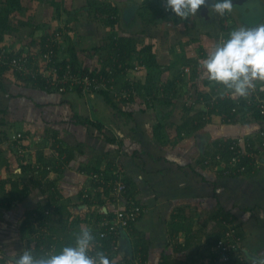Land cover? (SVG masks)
Returning <instances> with one entry per match:
<instances>
[{
    "label": "crops",
    "instance_id": "crops-1",
    "mask_svg": "<svg viewBox=\"0 0 264 264\" xmlns=\"http://www.w3.org/2000/svg\"><path fill=\"white\" fill-rule=\"evenodd\" d=\"M129 3L124 6H129L132 12L131 27L121 22L123 35L116 34L134 38L139 48L152 46L161 66L159 82H174L176 94L171 95L170 106H164L159 102L146 104L134 89L130 100H117L109 93L107 100L101 94L89 97L75 92L59 94L33 88L15 78L13 88L0 89L4 93L2 99L10 100L2 105L6 116L0 121V185L5 183L0 186V264H6L11 250L28 249L29 242L40 235L42 241L50 234L55 241L61 240L59 221L79 220L75 231L87 227L95 232L101 222L95 216L97 212L109 214L125 207L124 197L122 202L107 199L101 206L97 202V206L84 202V195L91 197L95 187L103 189L89 172H84L96 167L107 174L112 172L113 178L106 185L108 197L113 183L120 179L129 201L142 210L127 230L120 231L115 261L132 258V241H139L145 247L144 264H159L164 258L167 264H207L220 235V215L229 216L238 227L242 253L248 262L255 263L264 257V153L258 165L240 177H221L200 163L215 140L238 135L253 137L257 126L252 122L226 125L218 117H212L198 130L193 129L196 124L193 121L185 125L180 135L177 132V127L203 110L196 106L186 114L182 104L196 93L211 91L210 85L205 84L208 80L200 61L217 43L222 19L223 26L228 28L245 27L239 16L253 12L248 7L252 3L264 21V0L244 3L247 6L243 12L233 9L222 18L208 14L212 0H207L196 16L180 20L166 14L151 26L140 24L139 7L133 0ZM27 9L32 16L30 2ZM37 29H31L33 35ZM81 36L71 38L72 42L76 44ZM37 39L34 40H40ZM2 41L7 42L5 37ZM61 52L59 55L66 57ZM84 59L83 66L88 69L100 67L96 56ZM94 63L98 64L94 67ZM142 73L134 78V85L142 86L146 71ZM115 82L124 87L125 77ZM119 87L116 86V92L121 91ZM11 114L16 116L14 124L7 118ZM158 123L164 124L160 138L154 135ZM17 133L28 137V141H22L25 152L21 154L17 152V143L11 141ZM54 134L56 137L50 140ZM55 141L65 149L63 154L57 145L53 147ZM33 163L39 166L35 171ZM45 164L51 167L50 171ZM52 167H59V172ZM45 205L52 207L50 225L58 229L57 233H52L48 226L37 227V223L24 224L30 211ZM57 207H62L60 212L55 210ZM52 248L50 245L47 252Z\"/></svg>",
    "mask_w": 264,
    "mask_h": 264
},
{
    "label": "trees",
    "instance_id": "trees-1",
    "mask_svg": "<svg viewBox=\"0 0 264 264\" xmlns=\"http://www.w3.org/2000/svg\"><path fill=\"white\" fill-rule=\"evenodd\" d=\"M160 1V0H159ZM144 5L142 8V13H138L137 15L142 19V23L144 26L147 25H155L156 24V20H158L159 18L164 17L166 14H170L172 17H174V15L170 12V11H165V8L161 7H157V3L155 0V3H152V0H145L144 1ZM21 2V0H5L4 5L0 4V38L1 37H5L6 34H12L15 31V28L11 27L10 25V13L12 9H21V7H26L24 4ZM60 3L51 2V5L56 9V13L59 14L60 10ZM140 8H138V10H140ZM83 11L86 12V14L88 15V17L93 16L94 19L96 20H102L104 18L108 19V23L107 25H109V27H111V34L108 37L107 42H104L103 45L100 46H92L91 49H85V50H81V54H84L85 56H87L88 58L96 56L100 62V67L98 68L99 71L105 75V76H109L112 77L116 80L118 79H123L125 77V87L129 88V84L126 78V73L127 70H129L130 68L134 67V63H137L138 65H141L142 68L145 69L146 71V76H145V81L144 83L141 85L139 84H135L133 89L136 91L138 96L143 97V99L145 100L146 104H149V102H159L161 105L164 106H170L171 102H172V97L171 95L176 94L175 88H174V82H170L167 84H160V75H161V66L157 63L156 61V57L154 56V53L152 52V46L150 45H146L143 46L141 48L138 47L137 45V41L134 38H130V37H118V35L116 34V32L114 31L115 26L117 25L118 19L116 18L119 8L117 6H111L110 5H106L105 3H95V2H89L88 1V6L86 9H82ZM78 14L83 15L80 13V11H76ZM76 12L73 11H66V14L68 17H71L74 21L77 22V20H79V16ZM227 15V14H226ZM70 18V19H71ZM71 19V20H72ZM222 21H224V19H222ZM222 23V27L221 29L224 30L223 27V22ZM31 26L30 22H28L27 27ZM157 26V25H156ZM34 28H39L38 25H35ZM69 26L66 25V29L64 30V28H58V29H53L50 31L51 35L54 34V32H56L57 30H62L64 32H62L61 37H60V43L59 45L56 47V52L59 55L60 52L61 53H66L65 50L67 51L68 57H63L61 55V61L62 64L65 65L66 63H69L72 65V67L74 68V71L80 70L83 72H86L88 70L87 67L83 66L84 62H81V60L79 59L76 51H75V46L76 44L74 42H72L70 44V40L69 38H67L66 40V48H65V42L64 40L66 39L65 36L67 34H69ZM225 31H228V28H225ZM50 33H43L40 36V40L36 42V40L33 39H28L27 40V46H32L35 45L36 47H38V49H34V48H30L31 50H39V52H43L44 50V44L46 43L48 37L50 36ZM228 33V32H227ZM11 48V46H10ZM65 48V50H64ZM31 67V66H29ZM0 72H7L5 67H0ZM108 74V75H107ZM14 78L16 79V81L20 80L23 84H27V85H31L33 88H38L44 91H49L50 90L46 89L43 81H41L40 79H30V78H22L21 76H18L16 74L13 75ZM178 79L180 80V74L178 76ZM116 83V82H115ZM210 85V89L211 92L214 90L216 85L210 84L209 81L205 82V84ZM117 86H121L119 84V82L116 83ZM119 87V88H121ZM1 89L2 91H5V89L3 88V85H1ZM75 93L81 94L80 91H74ZM98 94L103 95V97L107 100L108 99V93L104 92H100ZM196 96H202L204 99H208L209 98V94L205 91H201L199 93H196ZM82 95V94H81ZM130 97V96H129ZM132 98V96L130 98L124 99V100H130ZM245 104L243 102H240V104H237L234 102L233 99L228 98L225 99L223 101L218 102V104L212 108L211 110L208 111V114L210 116H217V117H222L223 121H227L230 120V125H235L237 123H248L251 122V120H257L259 119L261 116L256 113V111L251 112L250 111H245L244 110ZM193 108L190 107H184L183 111H185L186 114H189L188 112L190 110H192ZM235 110V112L231 113L232 110ZM203 114V111L197 112L195 113L189 120L188 122L182 124V126L180 125L178 128V135H180L179 133L181 131H183L185 129V125L188 123H191L193 121H196V124L193 125V129L198 130L201 127H203L204 125H206L210 120L208 121H203L201 119V116ZM226 124V123H225ZM227 125V124H226ZM96 128L101 129L102 127L96 126ZM164 129V124L162 123H158L157 126L154 127V135L157 138H160L161 134L163 133ZM177 130V129H176ZM56 136L55 134L52 135L49 139H54ZM1 140V139H0ZM230 141V138H226L224 140H215L214 143L211 145L210 149H208L204 155L202 156V159L200 161L201 165L203 166V168H207L209 169L210 166H207L204 162L206 160H208L210 162V164L212 166H217V163L214 161V157L216 154H219L221 152V155H223V158H226L228 156L227 151L225 150V153L222 151V148L220 146L222 145H226L228 142ZM109 142H113L112 140H109ZM222 144V145H220ZM57 145L58 146V150L60 151L61 154L64 153L65 149H63L62 145H60L59 141H55L53 144V147ZM52 146V145H51ZM38 160H40L38 158ZM111 165V163H110ZM46 166V164H45ZM110 167V166H109ZM55 172H59V167L57 169H55L54 167H52ZM30 170V168H29ZM108 170V169H107ZM250 171V169H249ZM84 172H89L88 174H104L103 178L105 179V182H109V180H111V178H113L112 176V172L109 171L110 173H106L104 171V169H99V168H93L91 169V171L87 170ZM219 176L221 177H226L223 176L220 172H216ZM229 177H233V176H227V178ZM5 186V183L1 184L0 186ZM3 186V187H4ZM3 187H1V189H3ZM96 191H94L92 193V196L89 198H92V200H96V202L101 206V205H105V202H107V199H111V197H108V193H109V189L108 187H106V185L103 186V189L99 191L98 187ZM50 189V187H49ZM12 193L14 192V189L12 188ZM12 193L9 194V197L12 198ZM25 193L23 192V195ZM124 200L125 201H129L130 198L127 195V192L123 195ZM10 201V199L8 200ZM84 202L88 205H92V201L91 199L89 200L88 198L84 199ZM10 204V203H8ZM136 205V204H135ZM141 206V205H140ZM62 207H57L55 208V210L59 211ZM125 208L127 209V204L125 205ZM46 212H48V214H46ZM60 212V211H59ZM54 213V212H53ZM52 207L51 205H45V206H38L34 211H30L26 220L24 221V224L26 222L29 221L30 225L33 226V223H37V227H47L50 231H52V233L54 232H58V229L56 230V228L54 229L50 223L53 221L52 220ZM95 214V212L93 211L92 215ZM111 213L109 214H103V213H96V217L97 220L99 219V221L103 218H110L111 217ZM221 219L224 220V222L226 224L229 225H235L233 220L231 218H229V216L227 215H220ZM32 222V223H31ZM77 222V223H76ZM97 222V221H96ZM66 223V224H65ZM80 224V221H59L58 222V226L61 227L60 232H62L63 238L61 240H57L55 241L52 238V234L47 235L45 237V240L42 241V239H40L39 237H42V235L38 236V238L32 240L29 242L28 244V249L31 250L33 252V254L35 256H40L43 255L44 253L47 252V250H49L50 245H52V250H55L56 252H59V250L65 246V245H70L74 242V234L78 233V231H75L76 226ZM219 232L220 235L218 236V238L216 239V241L214 242V245L216 244V242L218 240L221 239V235H223V233H225L228 229L226 225H223V222H219ZM99 226V224H97V227ZM236 226V225H235ZM69 228H71V230H69ZM60 229V228H59ZM236 229H238V227L236 226ZM31 231V230H30ZM103 231V229L101 227H98L96 229L95 232L92 231V234L95 237V247L92 250V254H94L95 251H103V252H107V256L115 261V254L111 252V246H110V241L111 239L109 237L106 238H100L99 234ZM237 237H240V231H238L236 233ZM100 242L101 247H99L97 244ZM132 258H125L123 260L119 261H115V264H134V259L137 258V256H140V258L144 261V257L145 254L143 253V250L145 251V247L142 245L140 246V244L136 241H132ZM162 262H160L159 264H167L166 263V258H164L161 260ZM236 261H238V259L236 258ZM239 262V261H238Z\"/></svg>",
    "mask_w": 264,
    "mask_h": 264
},
{
    "label": "built area",
    "instance_id": "built-area-1",
    "mask_svg": "<svg viewBox=\"0 0 264 264\" xmlns=\"http://www.w3.org/2000/svg\"><path fill=\"white\" fill-rule=\"evenodd\" d=\"M62 32L64 31L57 30L53 35L50 33V36L44 44L43 52H39V50H31L29 47H15L12 49L9 44L5 43L3 45L1 43L0 67H5L7 72L12 75L16 74L22 78L28 77L34 80L38 78L43 81L46 89L59 94L80 91L82 95L89 97L105 91L106 93L113 94L117 100L129 98L133 91L134 78L136 76H141L142 72L145 70L141 65L135 64L134 67L127 70L126 78L129 88L124 86L121 87L120 92H116L117 85L115 79L103 75L99 69H88L86 72L80 70L74 71L71 64H62L60 56L55 51L60 43ZM223 33L224 34H221L220 37H218V42L222 37L224 39L228 38L225 34L226 31ZM188 70L189 67L185 68L186 72ZM223 92L224 89L219 85H216L212 92H208V99H204L202 96H196V94H194L183 103V106L193 109H195L196 106L201 107L203 109L201 119L203 121H208L212 117H217L210 116L208 111L214 108L218 102L231 97V99L237 104L243 102L245 104L244 110L246 112L250 110L251 112L256 111V113L261 116L257 120H251V122L257 126L255 136L245 137L243 135H238L231 137L226 145L220 144L222 145L220 146L222 151L225 153L226 150L228 153L226 158H223L224 156L221 155L220 152L214 157L217 166H212L208 160L204 162L207 166H210V170L220 172L223 176L240 177L245 175L249 169L258 165L259 157L264 153V84L257 82L255 89L250 91V95L247 98L235 97L230 93L222 95L221 93ZM233 112H235L234 109L231 113ZM218 119L219 121L221 120L223 124L226 123L227 125H230V120L225 122L222 120V117H218ZM23 140L28 141V137L20 133L11 137V141L17 143V152L20 154L25 152L23 149ZM54 153L56 152L54 151ZM35 168H39V166L33 163L32 169H34V171ZM45 169L50 171L51 167L46 166ZM89 176L97 185L104 186L108 183L105 182V179L103 178L104 174L92 173ZM125 193L126 189L124 183L120 179H117L113 183L110 194L111 198L113 201L121 200L122 202ZM84 198L91 199L92 205L97 206L96 201L89 198L88 194H85ZM126 204L127 209L123 207L122 209L115 210L111 213L112 215L110 218H103L99 223V227L103 229L99 234V237H109L111 239V252L114 254L119 251L118 238L120 231L127 230L129 225L135 222L142 212L141 208L138 205H135L132 201H125V205ZM46 214H48V212H46ZM218 221L223 222V225H226L228 230L221 235V239L214 245L213 252L211 253L207 264H255L254 262H248L244 257L241 247V237L236 236V233L238 232L236 226L226 224L221 217ZM97 245L101 247L100 242ZM104 253L106 255L108 254L107 252ZM236 258L239 262L236 261ZM134 264H144V261L137 257L136 260H134Z\"/></svg>",
    "mask_w": 264,
    "mask_h": 264
},
{
    "label": "clouds",
    "instance_id": "clouds-1",
    "mask_svg": "<svg viewBox=\"0 0 264 264\" xmlns=\"http://www.w3.org/2000/svg\"><path fill=\"white\" fill-rule=\"evenodd\" d=\"M206 4L207 0H166L164 7L174 17L187 20L196 16ZM233 6L232 0H212L210 10L224 16ZM200 65L210 84L224 89L222 95L230 93L247 98L257 82L264 84V23L232 30L227 39L222 37L213 46ZM94 247L95 237L84 227L74 234V242L63 246L59 252L51 250L35 256L29 249L11 250L6 264H115L103 251L92 254ZM255 264H264V257L257 259Z\"/></svg>",
    "mask_w": 264,
    "mask_h": 264
},
{
    "label": "rangeland",
    "instance_id": "rangeland-1",
    "mask_svg": "<svg viewBox=\"0 0 264 264\" xmlns=\"http://www.w3.org/2000/svg\"><path fill=\"white\" fill-rule=\"evenodd\" d=\"M57 2L60 3V12L59 14L56 13V9L51 5V2ZM88 1L89 2H95V3H105L106 5H110L111 6H117L118 8H120V12L118 11V14L116 16V18H119V25L117 23V25L115 26L117 29L115 30L116 33H118V35H121L122 33L120 32V29L123 30V28H120V24H122L121 22H124L125 25L130 26L131 27V17H130V13H132L129 8V6H124L126 5V3L130 4L129 2H132V0H21V2L26 6V7H21V9H12L11 13H10V25L11 27L15 28V31L12 34H6L5 35V39L7 42H3V37L0 38V45L1 43L4 45L5 43H9V46H11V48H23V47H29V48H34V49H38V47H36L35 45L33 46H27V38L25 35H28L27 37H29L30 39H39L40 36L47 32L50 33V31L52 30L53 27H63L64 30L66 29V25H73L72 27L69 26V32L70 34L65 36V48H66V40L67 38H69L71 40V38L74 40L78 37V35H82L81 38L79 37L80 41H77V45L75 46V51L78 55V57L80 58L81 62L85 61L84 54H81V50H85V49H91L92 46H100L103 45L104 42H107L109 35L111 34V27H109V25H107L108 23V19L104 18L102 20H96L94 19L93 16L88 17V15L86 14L85 11H83L82 9H86L88 6ZM134 2H136L137 7H143V5L145 4L144 1L145 0H133ZM31 5V9L33 11V15H30V12H28L27 9V4ZM5 0H0V4L4 5ZM152 3H155V0H152ZM157 3V7L161 8H165L164 5L166 3V0H156ZM249 3V2H248ZM247 3V4H248ZM22 4V5H23ZM247 4H245L243 7H238V6H234L233 9H238L240 10V12L245 9V7L247 6ZM252 3L248 6L250 7V10L253 8V12L249 11L246 12V14H241L239 16V20H242V23H245V27H255L261 23H264L262 16H260L259 12H256V7H252L251 6ZM29 7V6H28ZM132 9V8H131ZM124 10H126V12H123ZM66 11H80L81 14H78L79 16V20H77V23H75L76 21H74L71 17H68L66 14ZM129 11V12H128ZM142 13V8H140L139 13ZM198 14V12H197ZM209 15L211 16H217V14L213 13L210 8H209ZM244 16V17H243ZM222 18V16H220ZM243 17V18H242ZM72 20H71V19ZM70 19V20H69ZM28 22H30L31 26H29V28L27 27ZM142 21H140L141 24ZM35 25H38L39 29L35 30L36 33H34V35L32 34L33 31L31 30L32 28H34ZM224 27V31H225V27L228 28L227 26H223ZM134 28V27H133ZM146 29V28H145ZM232 29H236V27L233 25L232 27L228 28V31H226V36H228V34L232 31ZM207 30V29H206ZM32 31V32H31ZM223 30L219 33H217L218 37H220L221 34H224ZM78 34H77V33ZM228 32V33H227ZM88 33V34H87ZM123 35V34H122ZM34 36V37H33ZM89 37V38H88ZM37 39V40H38ZM91 39V40H89ZM217 42H218V38H217ZM72 43V41H70V44ZM64 48V50H65ZM165 49V48H164ZM66 52V57H68L67 51ZM94 62H98L96 59L94 60ZM98 64V63H97ZM96 63H94V67L97 65ZM93 67V68H94ZM144 74V73H142ZM1 85H3V87L5 89H11L14 87L15 83H14V77L11 73H7V72H0V89H1ZM13 86V87H12ZM9 89V90H10ZM4 96V93H2ZM2 94H1V90H0V121L1 119H3L4 121V116H6L5 114V110L4 107L2 105H6L10 100H4L2 99ZM12 103V102H11ZM183 106V104H182ZM184 108V106H183ZM183 110V109H182ZM185 113V111H184ZM7 118L9 120H11V122L14 124V122L12 121L13 119H16V116L14 114L8 115ZM5 121L7 122V124H9L10 122L8 120ZM12 123H10V126L12 125ZM14 128L18 127L16 125H13ZM12 127V128H13ZM1 128V125H0ZM9 129H11V127H9ZM207 255H209V253L207 252ZM206 255V256H207Z\"/></svg>",
    "mask_w": 264,
    "mask_h": 264
},
{
    "label": "water",
    "instance_id": "water-1",
    "mask_svg": "<svg viewBox=\"0 0 264 264\" xmlns=\"http://www.w3.org/2000/svg\"><path fill=\"white\" fill-rule=\"evenodd\" d=\"M253 0H232L234 6L242 7L244 3L251 2ZM233 6V7H234Z\"/></svg>",
    "mask_w": 264,
    "mask_h": 264
}]
</instances>
